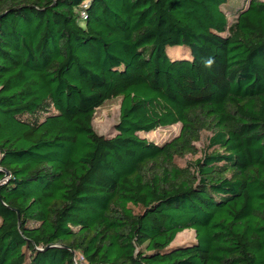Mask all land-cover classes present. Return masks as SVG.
<instances>
[{
    "label": "trees",
    "instance_id": "trees-1",
    "mask_svg": "<svg viewBox=\"0 0 264 264\" xmlns=\"http://www.w3.org/2000/svg\"><path fill=\"white\" fill-rule=\"evenodd\" d=\"M0 264H264V0H0Z\"/></svg>",
    "mask_w": 264,
    "mask_h": 264
},
{
    "label": "rangeland",
    "instance_id": "rangeland-1",
    "mask_svg": "<svg viewBox=\"0 0 264 264\" xmlns=\"http://www.w3.org/2000/svg\"><path fill=\"white\" fill-rule=\"evenodd\" d=\"M232 5L240 4L243 5L244 0H230ZM184 47H180V51L173 55V49L169 48V54L172 58L178 57L176 59H181L184 55ZM189 52V50H187ZM190 54V53H189ZM175 56V57H174ZM121 99L115 98L107 101L101 108H99L96 112L93 125L95 130L102 135H114V127L115 124L120 119V106ZM180 127L179 125L173 126L168 129H158L151 133H140L141 137H144L150 141H154L156 143H163L168 139L175 137L179 133ZM211 136V133L204 132L200 142L197 143V155H189L184 160H180L179 164L181 166H185L188 162H193L194 160L203 156L205 150L208 147V139ZM137 214L142 213L141 208L133 207ZM196 242L195 233L192 230H186L180 233L175 241L172 243L171 247L181 246L183 244H191Z\"/></svg>",
    "mask_w": 264,
    "mask_h": 264
},
{
    "label": "built area",
    "instance_id": "built-area-1",
    "mask_svg": "<svg viewBox=\"0 0 264 264\" xmlns=\"http://www.w3.org/2000/svg\"><path fill=\"white\" fill-rule=\"evenodd\" d=\"M84 18L86 17V15H85V13H83V15H82Z\"/></svg>",
    "mask_w": 264,
    "mask_h": 264
}]
</instances>
